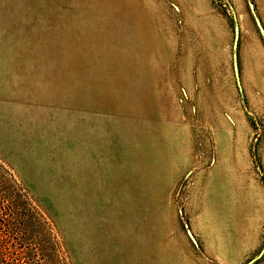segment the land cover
<instances>
[{
	"label": "rangeland",
	"instance_id": "obj_1",
	"mask_svg": "<svg viewBox=\"0 0 264 264\" xmlns=\"http://www.w3.org/2000/svg\"><path fill=\"white\" fill-rule=\"evenodd\" d=\"M0 167L9 264H264V0H0Z\"/></svg>",
	"mask_w": 264,
	"mask_h": 264
},
{
	"label": "trees",
	"instance_id": "obj_2",
	"mask_svg": "<svg viewBox=\"0 0 264 264\" xmlns=\"http://www.w3.org/2000/svg\"><path fill=\"white\" fill-rule=\"evenodd\" d=\"M20 201L23 204H20ZM0 221L5 222L6 225L2 230L3 236L15 233L20 241L18 245L24 250L25 247L22 245L25 236L20 230L21 226H25L24 223H33L31 225L33 228H42V233L45 237L47 235V240L44 243L48 245L49 242H52L49 238L52 232L54 235L51 238L54 241H57L59 235L58 232V235L56 234L57 229H55V223L50 215L41 211L37 201L3 167H0ZM24 254L25 252H23V256ZM46 257L48 264H51L52 259L49 258V255H46ZM0 264H9L5 249L0 250Z\"/></svg>",
	"mask_w": 264,
	"mask_h": 264
}]
</instances>
